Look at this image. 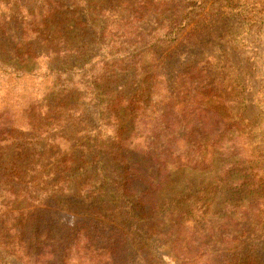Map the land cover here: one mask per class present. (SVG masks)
Returning a JSON list of instances; mask_svg holds the SVG:
<instances>
[{"label":"rangeland","instance_id":"rangeland-1","mask_svg":"<svg viewBox=\"0 0 264 264\" xmlns=\"http://www.w3.org/2000/svg\"><path fill=\"white\" fill-rule=\"evenodd\" d=\"M204 87L213 95L207 101L219 105L206 113L208 120L221 121L215 134L233 137L215 151L256 156L264 187V0H0V264H91L85 249L94 222H101L104 245L110 232L126 225L124 214L113 218L105 208L94 213L98 204L86 194L100 185L78 169L92 160L84 153L109 152L137 162L140 174L150 178L154 166L143 152L147 138L159 135L155 126L164 107L179 104L167 117L174 125L200 121L208 105ZM137 91L145 95V124L127 126L132 144L121 151L116 114L107 104L117 113L119 96ZM187 131L175 130L179 136L200 135ZM177 149L190 153L197 147L179 143ZM108 160L115 179L120 166ZM167 161L169 173L149 197L211 204L207 214L185 223L188 236L195 225L209 228L232 219L243 226L229 221L233 236L264 222L261 198L248 221L223 209L231 186L216 185L215 167L178 173L174 169L186 163ZM144 188L136 182V196L143 197ZM189 241L185 237L183 245ZM151 253L165 264L184 260L168 244ZM263 254L261 246L251 256ZM113 260L104 263L119 262Z\"/></svg>","mask_w":264,"mask_h":264},{"label":"trees","instance_id":"trees-1","mask_svg":"<svg viewBox=\"0 0 264 264\" xmlns=\"http://www.w3.org/2000/svg\"><path fill=\"white\" fill-rule=\"evenodd\" d=\"M188 16L189 14H187V18ZM171 42H176V39H172ZM20 73L29 72L20 70ZM180 78L178 76L177 81L183 79ZM202 90L205 91L203 95H205L206 101L213 96L208 87H204ZM127 95L125 93L120 95L114 108L120 107L118 112L121 113V116H130L129 119H123L122 117L119 119L118 112L116 113V110L112 111L113 106L107 104L109 113L116 114L115 142L119 144L121 151H126L125 148L132 144L129 143L130 138L125 136L127 126L145 124L147 111L146 101L144 100L145 95L139 91L131 96ZM147 95L153 97L151 92ZM171 102L174 103L172 100ZM206 104H208L207 108L201 110L203 117L200 121L197 120V122L189 124L185 122V119H182L179 126L167 121V117L176 111V106L179 104H173L170 108L164 107V115L159 118L155 126V129L159 131V135L151 141L147 138L148 145L146 151L143 152L154 166L150 178L140 174L139 168L141 165L137 162L120 161L118 155L109 154V152L108 154L95 155V152L87 149L85 145L80 146L81 149H87L85 155H83L84 158L90 157L92 160L86 162V168L78 167V169H81L91 180L98 182L100 185L97 192L92 191L86 194L88 199L97 202L99 205L96 206L97 210L94 213L105 208L107 212L114 214L113 218L119 214H124V217H122L125 218L124 224L126 225L123 230L110 232L106 245H104L101 241L104 239L105 234L98 230L97 226L101 222L99 220L94 222L95 230L86 235L88 246L85 251H88L90 255L91 264H105L104 262L107 263L113 258L119 259L117 264H131L134 261L139 263L140 260H145L148 264H165L161 257L150 258L153 255V252L151 253L152 249L162 247L165 244L170 245L177 255L178 253L182 255L184 260L183 263L179 264H264V254L260 259L251 256V254L260 252V247L264 246V222L261 223V226H250L249 230L240 228L237 234L233 236L228 231L231 228L229 221L234 223L232 225L243 226L232 219L209 228L205 227V224L199 228L195 225L193 227L194 232L192 231L188 236V231H185L184 227L185 223L190 220L195 222L194 219L197 216L200 218L201 215L207 214L211 206L210 201L195 199L186 202L182 198H173L167 201L165 196L158 200L149 197L154 188L161 187L163 177L169 173L167 159L173 158L176 163H186L174 169L178 173L183 172L184 169H188L190 172H199L213 170L215 167L216 174L219 176L216 175L218 180L216 185L226 183L231 186L230 192L225 195L226 199L222 202L223 209L226 212L231 211V216L241 215L244 220L248 221L247 214L249 216L259 210L260 198L264 200V187L261 186L262 179L258 175L260 170L254 162L257 157L251 156L248 159L241 154L229 152L228 150L215 151V146L222 145L224 140L232 142L233 137L215 134L217 131H221V127H219L221 121L208 120L206 113L216 112L215 109L219 108V105L212 101H207ZM152 108L153 106L150 109ZM185 109L186 107L182 111L184 112ZM234 126L235 124L232 125V127ZM176 128L182 129L183 132L191 128V132L200 135L179 136L175 132ZM228 130L232 132L231 125ZM179 143L187 145L190 149L197 147V150L190 151V153H180L177 149ZM206 145L213 146L214 152L208 153V150L205 149ZM108 159L117 161L118 166H120V169L113 171L115 179H112L107 172L106 163L109 161ZM64 173H66V170ZM145 177H147V180H145ZM141 181L148 186L142 192L143 197L136 196L138 192L135 189L136 182ZM209 187L211 188L212 185H209ZM246 193L251 194L252 198L250 200H247ZM145 196H147V199ZM228 208L232 209L229 210ZM95 215L93 214V216ZM100 217L104 218L105 216L100 214ZM244 226L249 227L248 223ZM200 230L202 234L198 238L197 235H199ZM185 237L190 240L186 246L183 245ZM127 248L131 250L129 256H126L129 250ZM118 250L123 253L120 254ZM149 259H153V261L150 263Z\"/></svg>","mask_w":264,"mask_h":264}]
</instances>
